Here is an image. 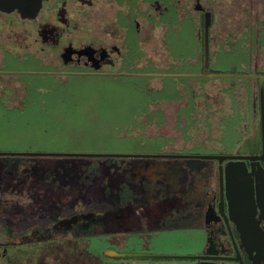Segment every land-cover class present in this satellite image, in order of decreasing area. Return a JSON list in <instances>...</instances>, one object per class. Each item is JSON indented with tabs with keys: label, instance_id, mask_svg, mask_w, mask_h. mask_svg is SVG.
<instances>
[{
	"label": "rangeland",
	"instance_id": "374dc122",
	"mask_svg": "<svg viewBox=\"0 0 264 264\" xmlns=\"http://www.w3.org/2000/svg\"><path fill=\"white\" fill-rule=\"evenodd\" d=\"M139 2L142 10L147 2ZM186 3L165 0L171 9L164 34L170 44H163L162 32L144 27L139 43L131 31L118 61L104 65V71L53 75L48 69L61 64L48 50L39 53L43 64L11 55L8 66L24 71L0 79V91L4 84L11 89L0 92V150L213 151L224 131L220 126L236 119L226 120L228 113L242 109L237 90L244 79L204 73L235 70L238 56L216 57L211 27L205 63L200 11ZM101 4L94 0L90 7L92 24L99 27L92 35L115 40L100 30ZM225 130L226 142L232 141L234 129ZM213 164V157L201 156L0 153V264H33L26 258L5 259L6 245L20 248L50 239L65 245L73 235L89 234L90 249L97 253L131 249L135 202L162 201L165 189H179L184 198L196 200L205 190L198 175ZM176 219L163 225L151 243L179 248L189 235L166 227L179 223ZM88 256L91 264H99L96 254Z\"/></svg>",
	"mask_w": 264,
	"mask_h": 264
},
{
	"label": "flooded vegetation",
	"instance_id": "af4514ba",
	"mask_svg": "<svg viewBox=\"0 0 264 264\" xmlns=\"http://www.w3.org/2000/svg\"><path fill=\"white\" fill-rule=\"evenodd\" d=\"M139 1L101 0L100 30L115 35V40L92 35L98 30L92 24L94 0H42L33 14L0 8V79L6 81V75L24 71L8 66L11 55L31 56L43 64L39 53L45 50L61 64L59 69H48L53 75L104 71V65L118 61L126 34L133 31L138 39L144 27L147 32H162L163 44H170L164 35L171 11L165 0H141L147 2L142 10ZM184 1L188 8L200 11L198 33L203 44L205 31L209 44L212 27L216 57L232 52L238 56L233 58L236 69L219 75L244 79L238 81L237 90L242 109L236 115L228 113L226 120L229 116L236 119L220 126L224 129L221 141H216L211 152L225 156L213 157L212 168L198 175L204 178V192L188 200L179 189H165L162 201L137 200L133 246L118 252L124 261L133 258L132 264H153L150 260L171 264V259L175 264H264V0ZM8 90L4 84L0 92ZM230 128L235 132L232 141L226 142L224 132ZM185 216L187 220L179 221ZM172 217L179 223L166 227L184 229L189 237L177 244L179 248L161 249L151 242ZM7 246L3 254L12 261V248Z\"/></svg>",
	"mask_w": 264,
	"mask_h": 264
},
{
	"label": "trees",
	"instance_id": "16d2710c",
	"mask_svg": "<svg viewBox=\"0 0 264 264\" xmlns=\"http://www.w3.org/2000/svg\"><path fill=\"white\" fill-rule=\"evenodd\" d=\"M89 240V234L73 235L65 245L63 241L57 243L52 239L42 243L33 240L25 247L12 248V259L20 261L27 258L33 264H91L88 255L96 254L99 264H130L122 259L120 253L103 254L91 250Z\"/></svg>",
	"mask_w": 264,
	"mask_h": 264
},
{
	"label": "water",
	"instance_id": "95a60500",
	"mask_svg": "<svg viewBox=\"0 0 264 264\" xmlns=\"http://www.w3.org/2000/svg\"><path fill=\"white\" fill-rule=\"evenodd\" d=\"M42 0H0V8L14 9L16 8L22 14H33L40 7ZM207 30V29H206ZM207 31H205V44H204V61L208 59V44H207ZM205 74H228L221 72H212L204 69ZM0 153H51V154H116V155H158V156H203V157H218L222 159L225 155L218 153H191V152H92V151H15V150H0ZM106 254L119 253L115 249L108 248L105 250Z\"/></svg>",
	"mask_w": 264,
	"mask_h": 264
},
{
	"label": "crops",
	"instance_id": "0c3cea01",
	"mask_svg": "<svg viewBox=\"0 0 264 264\" xmlns=\"http://www.w3.org/2000/svg\"><path fill=\"white\" fill-rule=\"evenodd\" d=\"M170 157H176V156H170ZM167 167L166 166H164L163 168H162V170H164V169H166Z\"/></svg>",
	"mask_w": 264,
	"mask_h": 264
}]
</instances>
